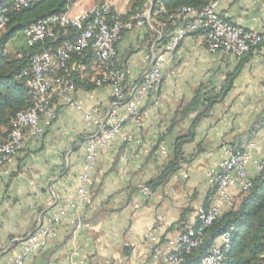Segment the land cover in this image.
I'll use <instances>...</instances> for the list:
<instances>
[{"label": "crops", "instance_id": "0c3cea01", "mask_svg": "<svg viewBox=\"0 0 264 264\" xmlns=\"http://www.w3.org/2000/svg\"><path fill=\"white\" fill-rule=\"evenodd\" d=\"M70 14L83 0H70ZM109 1L120 14L129 2ZM3 0H0V6ZM87 6V4H86ZM218 11L236 25L264 34V0H218ZM177 26L172 34L181 29ZM156 30L142 24L124 33L117 44V62L129 69L126 87L137 82L147 66L145 55L155 42ZM12 45V47H10ZM23 34L14 38L8 50L24 47ZM164 48L159 45L158 51ZM93 72V61L87 68ZM230 89L194 127V138L182 147L183 159L168 180L155 189L147 184L158 177L174 158L178 139L187 136L199 109L183 116L182 109L198 89L204 97ZM109 85L87 90L77 88L82 109L56 101L58 117L44 127L41 139H27L24 148L0 174V264L11 261L20 251L14 238L32 231L41 213H53L61 200L79 185L86 153V139L97 129L92 113L103 119L111 100ZM206 94V95H205ZM142 122L128 120L123 131L141 142L121 137L100 150L88 188L91 203L70 209L57 226L54 239L32 258V264H71L73 251L85 264H163L153 257L151 244L165 242L198 222V209L208 206L213 193L211 176L220 168L225 147L247 148L252 159L250 178L258 175L264 160V49L244 57L226 60L210 52L202 36L185 37L175 54L166 58L162 81L144 100ZM125 108L116 110L117 117ZM242 192L232 189L222 204V214L239 203ZM81 217L84 226L75 228ZM150 235V239L148 238Z\"/></svg>", "mask_w": 264, "mask_h": 264}, {"label": "built area", "instance_id": "2783aa9c", "mask_svg": "<svg viewBox=\"0 0 264 264\" xmlns=\"http://www.w3.org/2000/svg\"><path fill=\"white\" fill-rule=\"evenodd\" d=\"M26 5L27 0H16L14 9L18 10ZM161 14L162 10H156L154 13L155 16ZM120 15L111 3L104 2L82 10L75 16H72L70 11L50 15L31 23L23 30L25 44L32 48L39 47L30 54V64L23 72L28 77L33 106L16 115L12 120L8 138L0 142V174L24 148L27 139H41L44 127L50 126L57 119L56 101L63 102L70 108L82 109L75 97V75L88 80L97 88L109 85L112 87V93L103 119H96L92 113L85 114L86 120L95 121L97 129L86 139V153L79 185L61 200L53 213H41L32 231L12 240V243L19 244L20 251L6 264H32L33 256L56 237L57 226L70 209H78L91 203L88 185L100 150L109 147L116 137H121L125 142H141L132 133L123 131V124L128 120L137 124L142 122L141 107L144 100L161 83L166 58L174 56L185 37L199 33L206 48L212 53H218L224 60L232 56L244 57L264 49V34L228 20L226 15L218 11V0H210L200 9L191 6L179 8L175 17L182 19V27L163 47V52L158 51V43L164 33L153 26L150 9L138 16L136 22L133 19L125 20ZM7 21L5 15L0 14V31L5 28ZM146 23L156 30L155 42L144 57L147 66L140 78L127 88L130 71L118 65L117 44L124 32L132 31ZM70 29L75 31L74 40L66 39L57 45L61 32H68ZM47 40L49 43H46ZM88 52H91L93 57L91 74L83 62ZM119 107L125 108L122 117L116 115ZM254 147L252 142L248 143L247 148L225 147L220 168L210 178L213 193L209 205L198 209L196 224L188 225L178 235L165 242L152 243L154 258L160 259L163 264H186V255L202 246L206 229L221 218L222 204L229 199L232 189L238 188L245 192L251 187L248 165ZM263 168L264 160L258 164V170ZM84 219H78L76 229L84 226ZM150 237L148 235L149 239ZM231 238L230 232L217 237L208 254L198 264H220ZM71 264H85V261L79 258L77 250L71 255Z\"/></svg>", "mask_w": 264, "mask_h": 264}, {"label": "trees", "instance_id": "16d2710c", "mask_svg": "<svg viewBox=\"0 0 264 264\" xmlns=\"http://www.w3.org/2000/svg\"><path fill=\"white\" fill-rule=\"evenodd\" d=\"M16 0H3L0 6V14L5 15L7 24L0 31V142L5 141L12 129V120L19 112L26 111L33 106V99L28 86V77L23 74L29 66V56L36 47H24L16 52L8 50L9 43L23 34V30L50 15L61 14L69 11L70 0H27L28 5L18 10L14 9ZM210 0H131L127 12L121 14L125 20L141 16L147 9L152 12L151 22L157 30L163 31V38L159 45L164 47L171 40L174 29L182 24L180 17H175L177 10L183 6H191L200 9L208 4ZM156 10H162V14L155 16ZM147 24V23H146ZM125 33V32H124ZM123 33V35H124ZM75 31L61 32V38L56 43L60 45L64 40H74ZM49 43V40L46 41ZM92 54L88 52L83 62L89 66L92 62ZM76 88L83 87L87 90H95L97 87L86 79L75 75ZM231 85L225 86L220 93L204 97L202 89H198L194 98L182 109L183 116L198 110L202 100L207 102L206 109L196 117L191 131L187 136L178 139L174 158L167 164L164 171L147 186L155 189L168 180L183 159V145L193 140L194 127L201 118L216 104L222 95L230 89ZM206 95V94H205ZM251 187L242 192L239 203L235 204L229 211L222 214L206 229V238L199 249L186 255V264H198L206 256L217 237L226 232L232 235L230 245L225 251V257L220 264H264V168L258 175L251 178Z\"/></svg>", "mask_w": 264, "mask_h": 264}, {"label": "rangeland", "instance_id": "374dc122", "mask_svg": "<svg viewBox=\"0 0 264 264\" xmlns=\"http://www.w3.org/2000/svg\"><path fill=\"white\" fill-rule=\"evenodd\" d=\"M111 0H83V2L81 3L82 5H77L73 10H72V14L77 13L80 9H82L83 7H87V9L95 6L96 4H101L104 2H109ZM115 3H119L120 5H118V7L123 8V3H125L126 0H112ZM110 3V2H109ZM87 4V6H86ZM10 47H12V45H10Z\"/></svg>", "mask_w": 264, "mask_h": 264}]
</instances>
